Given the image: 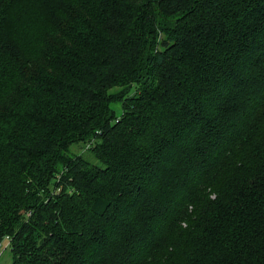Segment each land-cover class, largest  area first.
<instances>
[{
    "label": "trees",
    "instance_id": "obj_1",
    "mask_svg": "<svg viewBox=\"0 0 264 264\" xmlns=\"http://www.w3.org/2000/svg\"><path fill=\"white\" fill-rule=\"evenodd\" d=\"M3 238L11 264H264V0H0Z\"/></svg>",
    "mask_w": 264,
    "mask_h": 264
},
{
    "label": "rangeland",
    "instance_id": "obj_2",
    "mask_svg": "<svg viewBox=\"0 0 264 264\" xmlns=\"http://www.w3.org/2000/svg\"><path fill=\"white\" fill-rule=\"evenodd\" d=\"M116 106V112L119 113L121 108L120 105ZM12 261V253L10 250V246L6 238H3L0 241V264H11Z\"/></svg>",
    "mask_w": 264,
    "mask_h": 264
}]
</instances>
